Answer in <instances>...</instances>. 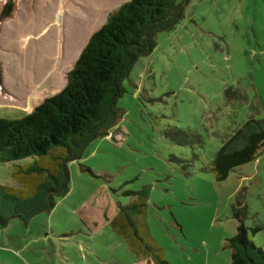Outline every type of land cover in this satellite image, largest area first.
I'll return each mask as SVG.
<instances>
[{"label":"rangeland","instance_id":"obj_1","mask_svg":"<svg viewBox=\"0 0 264 264\" xmlns=\"http://www.w3.org/2000/svg\"><path fill=\"white\" fill-rule=\"evenodd\" d=\"M92 1L19 0L0 21L1 118L23 117L63 88L86 44L74 40ZM123 87L117 125L68 164V193L49 214L0 229V264H133L136 253L158 252L161 264H229L224 243L235 233L237 198L246 238L264 250V146L222 182L210 170L229 134L250 116L264 118V0H188L184 18L156 35ZM229 87L245 100H226ZM13 170L0 163V185L16 184ZM129 202L139 212L122 221L145 222L131 239L135 253L118 233L124 226L108 217Z\"/></svg>","mask_w":264,"mask_h":264},{"label":"trees","instance_id":"obj_2","mask_svg":"<svg viewBox=\"0 0 264 264\" xmlns=\"http://www.w3.org/2000/svg\"><path fill=\"white\" fill-rule=\"evenodd\" d=\"M18 1L0 0V21L13 15ZM187 4L188 0H128L120 4L90 35L65 74L61 90L43 98L23 117H0V163H12L11 177L16 183L0 185V229L13 218L25 226L35 215L49 214L56 199L68 193V164L80 160L89 143L107 137L117 125L122 115L117 103L125 92L124 80L135 62L152 52L156 35L172 30L184 18ZM223 94L226 100H245L237 88H226ZM9 98L5 101L17 104ZM250 107L257 112L256 105ZM261 146L264 118L250 116L214 153L210 170L215 181H224L231 170L252 161ZM136 207L130 202L119 203L118 216L122 220V213L139 212ZM230 209L236 227L224 243L230 251L229 264H264V250L246 238V206L237 198ZM135 219L124 220V228L118 232L133 252L138 251L131 241L136 237L135 229L145 223ZM147 258L153 264L164 262L160 252Z\"/></svg>","mask_w":264,"mask_h":264},{"label":"crops","instance_id":"obj_3","mask_svg":"<svg viewBox=\"0 0 264 264\" xmlns=\"http://www.w3.org/2000/svg\"><path fill=\"white\" fill-rule=\"evenodd\" d=\"M115 1L112 0H93L91 3H89V6H91L92 14L87 16V24H85L84 33L79 34L77 36V40H74V44L77 46H80V48L87 42L89 35H91L98 27H100L103 22L105 21L107 15L111 13V11L115 10L117 6ZM79 38V39H78ZM79 52V51H78ZM42 90V89H41ZM29 98V97H28ZM27 100V98H26ZM39 102H41V99L34 103V106L27 107V109H33ZM29 105V103H27ZM117 135V133H116ZM118 208V206H117ZM113 212L112 216L108 214V217L112 219V222L115 224L116 221L119 223L117 226H124L123 221L118 216V210L116 211V214ZM89 217H86L88 219ZM108 220V218H107ZM92 221H96L95 218L92 219ZM121 223V224H120ZM127 249L132 252L131 248L127 245ZM136 262L133 264H153L147 257L145 256H135Z\"/></svg>","mask_w":264,"mask_h":264}]
</instances>
